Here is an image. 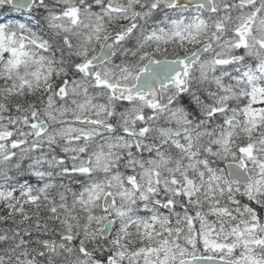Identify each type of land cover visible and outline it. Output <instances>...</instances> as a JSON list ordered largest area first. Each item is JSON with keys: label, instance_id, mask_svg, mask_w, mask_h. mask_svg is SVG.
Instances as JSON below:
<instances>
[{"label": "snow or ice", "instance_id": "snow-or-ice-1", "mask_svg": "<svg viewBox=\"0 0 264 264\" xmlns=\"http://www.w3.org/2000/svg\"><path fill=\"white\" fill-rule=\"evenodd\" d=\"M0 264H264V0H0Z\"/></svg>", "mask_w": 264, "mask_h": 264}, {"label": "clouds", "instance_id": "clouds-1", "mask_svg": "<svg viewBox=\"0 0 264 264\" xmlns=\"http://www.w3.org/2000/svg\"><path fill=\"white\" fill-rule=\"evenodd\" d=\"M165 119H166V117H165ZM207 140V138H205V141Z\"/></svg>", "mask_w": 264, "mask_h": 264}]
</instances>
